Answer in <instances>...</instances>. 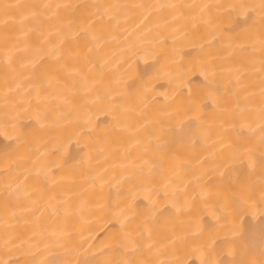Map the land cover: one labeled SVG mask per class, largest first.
<instances>
[{"label":"bare ground","instance_id":"6f19581e","mask_svg":"<svg viewBox=\"0 0 264 264\" xmlns=\"http://www.w3.org/2000/svg\"><path fill=\"white\" fill-rule=\"evenodd\" d=\"M0 264H264V0H0Z\"/></svg>","mask_w":264,"mask_h":264}]
</instances>
